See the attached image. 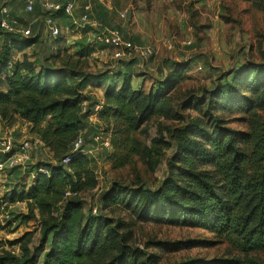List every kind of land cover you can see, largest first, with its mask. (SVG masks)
I'll use <instances>...</instances> for the list:
<instances>
[{"label": "trees", "instance_id": "1", "mask_svg": "<svg viewBox=\"0 0 264 264\" xmlns=\"http://www.w3.org/2000/svg\"><path fill=\"white\" fill-rule=\"evenodd\" d=\"M51 1L66 4L70 0ZM4 5L11 25L15 22L19 28L29 27L31 36L0 29V121H21L55 160L52 164H33L30 185L13 192L10 198V202L24 203L27 208L15 226L39 222L37 246L29 247L31 232L13 241L0 238V247L18 246L20 251L19 255L4 253L0 264H159L158 255L146 252L148 248L181 249V243L135 246L131 230L135 222L201 229L212 234L216 242L200 245L225 244L229 249L222 258L177 264H264L260 256L264 253V63L239 67L227 82V73L221 72L213 91L202 97L185 93L180 110L194 111L197 117L168 127L159 121L183 122L172 105V94L186 78V65L163 62L154 88L145 91L132 84L139 76L134 68L140 60L112 63L99 77L107 83L102 96L93 98L87 94L89 75L80 70L78 62L72 63L70 56L61 60L60 48L47 53L50 47L59 46L61 39L42 36L40 20L47 14L39 6L31 13L24 9L17 13L12 8L23 7L21 0H7ZM89 5L85 12V3H79L74 18L86 13L100 28L117 30L132 42L120 28L108 26L112 20L106 8L92 7V0ZM77 11L80 14L76 16ZM34 15L40 17L30 18ZM51 16L60 27L59 18L78 29L72 17L62 13ZM82 30L94 35L97 32ZM30 49L34 52L28 55ZM15 55H21V60ZM219 112L240 115L237 121L245 128H229L216 115ZM93 116L96 122L90 124ZM152 120L161 125L159 132L149 145L142 144L135 134ZM79 135L83 136V146L73 151ZM98 135L110 136L112 153L107 158L114 168L138 158L153 172L163 160V150L173 149L158 187L149 188L136 180L129 188L112 183L103 192L101 207L122 208L131 219L129 224L102 215L101 210L86 213L83 209L81 194L98 185L91 150H85V145ZM65 157L70 161L61 164ZM5 160L6 156L0 155V162ZM22 170V166H15L3 173L8 171L11 180L19 179ZM1 209L0 204V214ZM3 221L0 230L14 223Z\"/></svg>", "mask_w": 264, "mask_h": 264}, {"label": "rangeland", "instance_id": "2", "mask_svg": "<svg viewBox=\"0 0 264 264\" xmlns=\"http://www.w3.org/2000/svg\"><path fill=\"white\" fill-rule=\"evenodd\" d=\"M264 0L240 1V0H92L95 6L106 8L111 23L109 27H118L122 32L128 30L139 34L143 40L139 45H147L154 49V56L144 61L136 62L134 72L139 73L138 79L144 85L145 91L154 88L159 70L163 62L181 63L187 66L186 78L172 94V105L183 117V122L159 121L168 127H177L197 117L194 111L180 110V101L185 93L193 92L197 97L213 91L218 76L227 73L224 82L231 81L232 72L247 63H264ZM125 16L120 18L119 15ZM38 19L40 15H34ZM38 17V18H37ZM74 29V32L65 30L61 32L59 46L50 47L48 52H55L60 48V58L64 60L71 57V62H78L81 71L89 75L87 94L93 98H100L105 85L99 79L102 74L111 67L112 52L107 47L96 43L93 32L82 29ZM94 35V37H93ZM132 42L137 43L131 38ZM189 42V45H187ZM82 43V45H81ZM44 45H40L42 52ZM50 46V45H49ZM32 49L27 51L31 55ZM21 60V55H15ZM56 60L55 64H58ZM135 77V78H136ZM90 92V93H88ZM227 123L229 128L243 130L244 124L237 121L240 115H228L217 113ZM201 117V116H200ZM90 124L96 121L91 117ZM159 123L152 120L135 137L145 145L151 143V139L158 134ZM165 139L169 138L166 136ZM11 137L18 144L23 139L33 141L38 139L30 134L21 121L15 124H6L0 121V140ZM89 137V136H87ZM110 138L109 135L103 136ZM89 139H87L88 141ZM86 141V142H87ZM110 141V139H109ZM18 142V143H17ZM85 150H91L92 167L98 180V185L92 191L81 194L83 209L87 213L101 210V214L115 221L130 223L131 219L120 207H101L100 199L104 191L112 183H118L126 188L136 180L149 188L158 187L162 178L166 175V159L173 149L163 150V160L158 167L149 172L140 159L134 158L129 164L121 168H114L107 158L112 153V145L103 149L96 142H87ZM55 157L45 147L35 148L27 155L22 164L23 170L19 179L5 178L8 171L0 174V220L13 221L9 228L0 230V238L3 241H13L20 238L25 232H31L29 247L35 248L39 242V222L30 221L27 224H18V217L27 213L24 203L10 202L13 192H20L28 187L34 175L30 173L31 166L37 162L41 164L53 163ZM33 162V163H32ZM32 176V177H31ZM104 209V210H102ZM9 214L8 217L6 215ZM3 217V219H2ZM134 244L144 248L148 243H181V249L168 251L155 246L146 250L148 253L158 255L159 264H177L189 260H210L227 256L229 249L225 244L203 246L200 242H216V238L204 230L197 228H182L168 225H154L135 222L132 227ZM198 242L187 244V242ZM215 244V243H214ZM4 253L19 255L18 246L4 244L0 247V256ZM264 261V253L260 255Z\"/></svg>", "mask_w": 264, "mask_h": 264}, {"label": "built area", "instance_id": "3", "mask_svg": "<svg viewBox=\"0 0 264 264\" xmlns=\"http://www.w3.org/2000/svg\"><path fill=\"white\" fill-rule=\"evenodd\" d=\"M7 0H2L0 5V14L3 15L0 19V29L5 32L20 33L25 37L31 36V29L19 28L15 26V22L8 21V10L5 7ZM23 3V9L27 13L33 12L35 6H39L43 13L47 14L41 22V34L43 37L57 38L61 35L62 28L57 24L56 20L51 16L53 14L62 13L73 18V23L78 29L88 28V30H97L95 34L96 43L107 47L112 52L113 64L118 62H126L130 60L138 59L144 61L154 56V49L147 45H136L130 41H127L117 31L108 28H100V26L88 18L86 13L74 18V11L79 3H85L84 11L90 9V0H70L66 4H60L51 0H21ZM124 14L119 15L120 18L124 17ZM189 45V42L188 44ZM99 107H95V112ZM94 117V116H93ZM94 142L98 143L103 149H108L110 141L108 137L98 135L94 137ZM18 143V142H17ZM83 136L79 135L73 143V151L79 150L83 146ZM44 147L39 139L30 141L28 139L21 140L16 144L15 140L11 137H6L0 140V155L6 156L4 162H0V173H3L6 169L13 168L15 166H22L27 159V155L35 148ZM69 158L65 157L60 161L61 164H67ZM41 173L47 174L46 170H39ZM68 194H66L67 196ZM95 213V210H93Z\"/></svg>", "mask_w": 264, "mask_h": 264}, {"label": "crops", "instance_id": "4", "mask_svg": "<svg viewBox=\"0 0 264 264\" xmlns=\"http://www.w3.org/2000/svg\"><path fill=\"white\" fill-rule=\"evenodd\" d=\"M13 10L14 9H16V10H14V11H17V13H22V11H23V7H21V6H19V7H14V8H12ZM76 14V16L77 15H79L80 14V12L79 11H77V13H75ZM36 20V19H35ZM34 20V21H35ZM42 21V19L40 20V22ZM60 22V25H61V27H62V29L65 27V30L67 31V30H69V24L68 23H65V22H63V19H58V23ZM71 28V31L72 32H74V29H73V27H70ZM76 29V28H75ZM124 34L127 36V38L128 39H134L137 43H140L143 39L142 38H140V36H139V34H134V33H132V32H130V31H126V33L124 32ZM93 37H94V35H93ZM132 84H133V87H139V86H141L143 89H144V85H142V82H141V80H139L138 78H135L134 80H133V82H132ZM145 90V89H144ZM93 119H95V117H93ZM95 121H96V119H95ZM89 152V154H90V157L91 156H93V155H91V152L92 151H88ZM33 163V162H32ZM1 174V173H0ZM32 177V176H31ZM5 178H6V180H7V175H5ZM12 178V176H9V178L8 179H11Z\"/></svg>", "mask_w": 264, "mask_h": 264}]
</instances>
